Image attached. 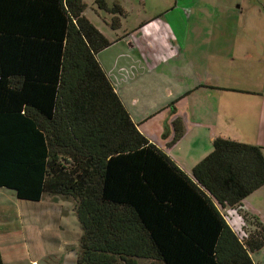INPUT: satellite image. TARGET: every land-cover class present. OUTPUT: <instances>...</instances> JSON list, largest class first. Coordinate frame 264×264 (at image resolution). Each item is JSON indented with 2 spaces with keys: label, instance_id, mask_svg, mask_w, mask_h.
<instances>
[{
  "label": "trees",
  "instance_id": "1",
  "mask_svg": "<svg viewBox=\"0 0 264 264\" xmlns=\"http://www.w3.org/2000/svg\"><path fill=\"white\" fill-rule=\"evenodd\" d=\"M85 7L0 0V187L74 201L76 264H257L262 216L241 240L224 212L264 185V147L218 137L184 171L132 119Z\"/></svg>",
  "mask_w": 264,
  "mask_h": 264
},
{
  "label": "rangeland",
  "instance_id": "2",
  "mask_svg": "<svg viewBox=\"0 0 264 264\" xmlns=\"http://www.w3.org/2000/svg\"><path fill=\"white\" fill-rule=\"evenodd\" d=\"M84 2L85 16L111 42L98 53L107 74L113 79V76H117L123 70L127 71L122 73L125 83L134 79L132 84L126 85H131V89H127L128 94L130 91L134 94V87L138 86V94L143 101H148L164 95L168 87L173 88V85L177 90L181 87L183 90H190L204 80L215 83L219 72L216 74L212 70L210 77L205 79L203 64L211 45L221 42L222 35L218 30L210 28L195 30L193 25H198L195 19L184 32L169 28L170 33L167 36L157 35L153 31H149L148 35L141 29L144 23L150 22L152 18L158 17L161 11L169 8L173 4L171 0H84ZM241 4L244 7L243 12L250 4L254 7L261 5L260 12L264 14V0H250ZM155 20L162 21L165 18L159 17ZM256 22V25H251L250 33L254 41L241 35L242 27L248 28L247 24L234 29L228 27V35L233 36L229 39L233 41L228 44L232 45V42L240 44L239 50L223 49L220 53L227 58L243 57V54H248L249 57L245 59L263 60L264 51H257L255 45L253 47L251 45L255 41L264 45V17ZM242 45L248 47L245 53L241 49ZM149 58H154L158 66L140 75L141 81L135 80L134 70L137 73L141 68L140 64L147 62ZM159 61L163 63L160 64ZM224 78L223 75L222 81ZM112 81L114 82V79ZM114 84L117 87L118 84ZM122 84L124 83H121L118 89ZM239 87H247L244 79L239 82ZM130 98L128 97V100ZM249 104L254 106L253 103ZM182 147L184 153L186 146ZM260 193H262L260 196H257V191L253 194L256 201L251 205L261 210L263 212L261 216L264 217V189ZM53 197L45 195L44 199L38 202L21 200L14 190L0 187V207L3 209V214L0 215L2 220L0 248L4 264H76V251L82 231L74 210V201ZM263 217H260L262 221ZM252 257L257 264H264V248L252 253ZM139 262L153 264L152 260L140 259Z\"/></svg>",
  "mask_w": 264,
  "mask_h": 264
},
{
  "label": "crops",
  "instance_id": "3",
  "mask_svg": "<svg viewBox=\"0 0 264 264\" xmlns=\"http://www.w3.org/2000/svg\"><path fill=\"white\" fill-rule=\"evenodd\" d=\"M248 1L250 0H227V2L171 0L173 4H170L169 8L161 11L158 17L152 18L141 27L148 35L149 31H153L157 35L167 36L170 33L169 28L184 32L189 27V23L195 19L198 24L193 25L195 30L203 28L218 30L222 35L221 42L211 45L203 64L205 79L210 77L212 70L216 74L219 72L214 80L215 83L204 80L190 90H183V87L177 90L173 85V88L168 87L164 95L143 101L138 94V86L134 87V94L131 91L130 94L127 92V89H131V85H126L132 84L134 79L125 83L121 72L113 76L114 82H112L118 84L117 87L115 86L116 91L139 130L188 174H191L195 165L213 150V141L218 137L264 147V59L257 58L252 61L245 59L249 57L248 54H243V57L227 58L220 53L223 49L239 50L240 44L236 45L234 42L232 45L228 44L233 41L229 40L233 36L228 35V27L234 29L247 24L248 28L242 27L241 35L254 41L250 34L251 25H256V21L262 19L264 14L260 12L261 5L254 7L251 4L243 12L244 7L241 3ZM159 17H164L165 20L156 21L155 19ZM130 45L133 46L132 42ZM254 45L257 51H264L263 44L255 41L251 46ZM241 47L244 53L248 49L247 45ZM159 62L163 63V61ZM101 65L104 68L102 63ZM140 66L137 73L134 70L135 80L139 81H141L140 75L152 71L158 64L154 58H149ZM223 75L225 78L222 81ZM109 77L113 80L111 76ZM241 79H244L247 87H239ZM121 83L124 84L118 89ZM128 97H131L130 100ZM249 103H253L254 106ZM177 121H180L183 132L180 138L175 140ZM182 146H186L184 153ZM263 189L264 185L256 190L257 196L262 194L260 192ZM254 192L243 200L244 212L261 216L263 212L251 205L256 201ZM2 210L0 207V215L3 214ZM247 213H244L245 217Z\"/></svg>",
  "mask_w": 264,
  "mask_h": 264
},
{
  "label": "built area",
  "instance_id": "4",
  "mask_svg": "<svg viewBox=\"0 0 264 264\" xmlns=\"http://www.w3.org/2000/svg\"><path fill=\"white\" fill-rule=\"evenodd\" d=\"M121 73H127V71L124 72L122 70ZM244 213L246 212H244L243 202L238 203L234 207H231L224 212L227 222L241 240L249 236V231L247 230V220Z\"/></svg>",
  "mask_w": 264,
  "mask_h": 264
}]
</instances>
